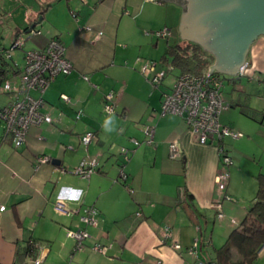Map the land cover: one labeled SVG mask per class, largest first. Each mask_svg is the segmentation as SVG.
Wrapping results in <instances>:
<instances>
[{
  "label": "crops",
  "instance_id": "1",
  "mask_svg": "<svg viewBox=\"0 0 264 264\" xmlns=\"http://www.w3.org/2000/svg\"><path fill=\"white\" fill-rule=\"evenodd\" d=\"M155 1L0 0V26L8 24L11 33L1 47H9L17 34L38 30L39 34L26 36L30 43L26 49L43 48L56 38L72 65L71 73L58 76L43 94L41 111L52 118L51 124L31 126L24 143L15 148L0 120V206L5 207L0 211V264H34V258H41L40 264L214 262L215 250L244 218L257 190L256 176L264 175V34L249 43L237 74L219 71L227 77L222 80L227 108L219 122L243 136L223 140L233 160L225 191L232 200L223 202L224 216L217 219L211 208L218 196L216 149L199 144L180 117L160 115L162 95L170 91V82L163 84L165 88L161 85L159 93L150 92L135 71L141 66L138 54L149 45L144 42V20L157 16L159 9L165 13L163 28L169 30L165 39L174 30L175 44L191 42L180 36L181 3ZM168 45H163L164 53ZM155 46L159 50V42ZM135 47L140 50L133 51ZM142 87L147 88L143 97L138 94ZM107 93L114 94L115 113L106 116ZM9 101L0 90V108ZM150 127L153 143L146 144L144 133ZM87 132L94 138L84 146L80 139ZM173 141L183 154L176 160L168 157V144ZM122 148L130 151L127 160ZM39 157L49 162L39 163ZM93 158L97 169L88 179L72 173L82 161ZM120 170L126 174L124 182ZM73 189L83 191L73 199ZM57 200L69 210L94 207L97 224L85 227L79 215L57 213ZM138 212L140 216L135 215ZM78 227L89 233L79 251L67 235ZM95 243L106 248L103 254L91 250ZM194 245L197 259L188 253ZM255 264H264V248Z\"/></svg>",
  "mask_w": 264,
  "mask_h": 264
},
{
  "label": "built area",
  "instance_id": "2",
  "mask_svg": "<svg viewBox=\"0 0 264 264\" xmlns=\"http://www.w3.org/2000/svg\"><path fill=\"white\" fill-rule=\"evenodd\" d=\"M84 29L90 30V27L85 26ZM39 33L38 30H31L28 34H17L8 48L0 46V60L7 61L12 64L13 68L18 69L16 75L8 77L0 85L1 92L10 97V101L0 108V120L4 123L5 135L11 138L15 148L20 147L24 143L31 126L41 123L51 124L53 122L49 115L41 111V108L45 105L43 94L58 76H67L72 71V65L65 56V46L56 38H51L43 48L24 49L26 36ZM145 35L162 38L169 35V30L163 28L158 31H145ZM17 49L22 51V58L24 59L22 68H18L13 60V54ZM137 61L141 62L142 74L155 87H158L173 70L170 65H167L164 69H157L155 62L149 60L143 62L140 59ZM209 68L210 66L198 74H178L174 79L170 92L162 95L159 113L160 115L172 114L180 117L195 135L199 144L212 145L216 149L219 156V169L215 174L214 182L218 196L211 203V208L215 217L222 219L224 216L222 212L223 202L232 200L225 191L230 176L229 169L233 165V160L225 150L223 140L225 138L236 140L243 135L219 122L221 112L227 108L222 96L223 81L218 72L209 73ZM83 78L88 80L85 76ZM94 87L96 88V86ZM60 98L63 102L69 103V98L66 95H61ZM103 112L106 116L115 113V97L113 93H107L103 96ZM80 115L81 111L76 114V119ZM144 134L146 136V144H152L154 128H147ZM93 138L94 135L91 132H87L81 136L80 141L86 146ZM132 142L135 147L140 144L135 139H132ZM120 152L127 160L130 151L122 148ZM182 155V150L177 142L173 141L168 144V157L171 160L179 159ZM38 162L47 163L49 158L39 157ZM96 169L97 160L93 158L82 161L73 169L72 173L80 178L88 179ZM119 179L123 182L126 179V174L123 170L119 172ZM126 188L129 193L133 192V189L128 185ZM4 208V206H0V211H3ZM54 209L59 214L79 215V222L85 227L97 224V211L92 206L69 210L63 201L57 200L54 203ZM135 215L140 216V212ZM85 227H78L67 232V235L75 242L74 249L77 251L83 249L84 241L89 237ZM197 230L199 231V228ZM199 240L200 238L198 237L195 240V244ZM173 247L180 249V245L177 243H174ZM263 248L264 243L257 254ZM91 250L103 254L106 248L99 243H95L91 246ZM188 253L197 259V246H191L188 249ZM33 263L40 264L41 258H34ZM200 264L215 263L212 261H201Z\"/></svg>",
  "mask_w": 264,
  "mask_h": 264
},
{
  "label": "water",
  "instance_id": "3",
  "mask_svg": "<svg viewBox=\"0 0 264 264\" xmlns=\"http://www.w3.org/2000/svg\"><path fill=\"white\" fill-rule=\"evenodd\" d=\"M171 2L176 3L175 0ZM187 2L186 10L182 7L180 36L214 54L215 63L210 66L209 73L237 74L238 67L243 66L249 43L264 34V0Z\"/></svg>",
  "mask_w": 264,
  "mask_h": 264
},
{
  "label": "trees",
  "instance_id": "4",
  "mask_svg": "<svg viewBox=\"0 0 264 264\" xmlns=\"http://www.w3.org/2000/svg\"><path fill=\"white\" fill-rule=\"evenodd\" d=\"M168 56L170 66L177 69L179 74H198L213 62L212 55L194 42L168 45L165 57L160 62L162 66H167ZM17 73L18 69L13 68L11 63L0 60V84ZM256 182L257 190L244 218L215 250V264H255L258 250L264 243V175L258 174ZM29 248H26V253H30Z\"/></svg>",
  "mask_w": 264,
  "mask_h": 264
},
{
  "label": "rangeland",
  "instance_id": "5",
  "mask_svg": "<svg viewBox=\"0 0 264 264\" xmlns=\"http://www.w3.org/2000/svg\"><path fill=\"white\" fill-rule=\"evenodd\" d=\"M155 2L157 3L158 1L156 0ZM162 4L163 3H159V6H162ZM163 10L164 9H159V13L157 14V16L152 15L151 17H149V20L148 19L144 20V26H142V30H143L142 32H144V31H147V32L158 31V30H162L163 29L164 21H165L164 20L165 19L164 18L165 17V13H164ZM148 24L150 26H147ZM3 26H0V42L1 43H3V40H5V42H6L5 36H7V34L9 33V31H8V29L6 27V26H8V24L5 23V24H3ZM3 28H4V30H3ZM2 31H3V34H1ZM9 35H11V33H9ZM145 36L146 37H144V39H145L144 42H149V45H147L144 48H142V51H143L144 54H140L139 53L138 57H140V60H142L143 62L148 61V60L152 61V62H155L157 64V69H162V68H164V66L166 68L167 67L166 65L162 66L160 64V62L162 61V58L165 57V53H164L165 50H164L163 45L166 46V43H168L169 45H174L175 44L176 40L178 39V37L176 36V31L172 30V37H169L167 40L165 39V37L156 38V37L149 36V35H145ZM156 42H159V45H160V47L158 46L159 50H156V46H155ZM28 47H30V43L27 42L26 45H25V49L28 48ZM139 50H140L139 47H137V48L135 47L133 49V51H139ZM21 55H22V51L20 49L15 50V53L13 54V60L16 62L18 68H22L23 65H24V59L22 58ZM170 61L171 60L169 59V56H168V64L167 65H170ZM128 65H130V63H128ZM141 66H139V68H137L138 70L136 69L135 71L139 74L138 76L142 77L143 80L145 82H147V84H149L150 92L151 91H156V93H159L160 92V88L159 87L162 85L161 88L162 87L165 88V86H164L165 84L164 83H169V82H170V85H171L170 86V89H171V87H172V85L174 83L175 77L179 74V71L177 69H173L164 78V80H163L164 82L162 81V84H160L158 87H155V86L151 85V83L144 78L145 77L144 74H141L142 73L141 72ZM130 67H131V65H130ZM132 68H134V67H132ZM219 76H220V78H222V80L227 78L226 75H223V74H220V73H219ZM225 83H227V82H225ZM224 88H226V86ZM146 91H147V88L146 87H142V89H140V93H138V94H140L143 97ZM140 95H139V98H140ZM133 101H135V99H133ZM215 221H217V219H215ZM211 222H210V224H211ZM208 223H209V221H208ZM207 227H208V225L205 227V229ZM216 245H219V244H216Z\"/></svg>",
  "mask_w": 264,
  "mask_h": 264
},
{
  "label": "clouds",
  "instance_id": "6",
  "mask_svg": "<svg viewBox=\"0 0 264 264\" xmlns=\"http://www.w3.org/2000/svg\"><path fill=\"white\" fill-rule=\"evenodd\" d=\"M110 118H112V117H110ZM105 128L109 131L111 130V126H108L107 122H106ZM72 191H73V196L71 198L75 199V198H77L75 194L81 193L83 190L82 189H73Z\"/></svg>",
  "mask_w": 264,
  "mask_h": 264
},
{
  "label": "flooded vegetation",
  "instance_id": "7",
  "mask_svg": "<svg viewBox=\"0 0 264 264\" xmlns=\"http://www.w3.org/2000/svg\"><path fill=\"white\" fill-rule=\"evenodd\" d=\"M175 1L181 3V6H182V7H185V10H186L187 3H188L187 0H175Z\"/></svg>",
  "mask_w": 264,
  "mask_h": 264
}]
</instances>
